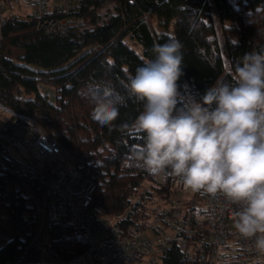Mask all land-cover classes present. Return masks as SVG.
I'll list each match as a JSON object with an SVG mask.
<instances>
[{
	"label": "trees",
	"instance_id": "trees-1",
	"mask_svg": "<svg viewBox=\"0 0 264 264\" xmlns=\"http://www.w3.org/2000/svg\"><path fill=\"white\" fill-rule=\"evenodd\" d=\"M77 15L89 28L45 35L30 16L5 26L0 109L18 120L28 144L41 133L57 139L74 155L77 170L95 182L93 207L114 219L119 231L138 233L158 219L164 203L182 197L173 178L154 177L129 159L143 145V137L130 131L143 104L127 92L128 77L154 58L155 44L174 39L183 55L179 92L187 86L203 95L217 81L234 83L244 54L264 53V0H82ZM13 48L23 53L14 59ZM103 87L124 97L111 126L91 117V93ZM5 143L0 135V264L15 260L31 243L38 224L35 198L41 200L45 189L40 180L27 189ZM188 212L199 213L193 207ZM48 235L63 259L86 250L68 216L50 226ZM194 240L192 250L173 245L164 251V264H198L207 247L203 235ZM38 250L33 245L28 256Z\"/></svg>",
	"mask_w": 264,
	"mask_h": 264
},
{
	"label": "clouds",
	"instance_id": "clouds-1",
	"mask_svg": "<svg viewBox=\"0 0 264 264\" xmlns=\"http://www.w3.org/2000/svg\"><path fill=\"white\" fill-rule=\"evenodd\" d=\"M181 48L174 39L155 44L154 58L128 77L127 92L143 104L130 128L143 145L129 159L154 177L239 205L235 229L264 253V53H245L234 83L217 81L196 99L178 91ZM91 98L92 119L111 126L124 97L103 87Z\"/></svg>",
	"mask_w": 264,
	"mask_h": 264
},
{
	"label": "built area",
	"instance_id": "built-area-1",
	"mask_svg": "<svg viewBox=\"0 0 264 264\" xmlns=\"http://www.w3.org/2000/svg\"><path fill=\"white\" fill-rule=\"evenodd\" d=\"M82 0H0V38L5 26L30 16L38 32L45 35L63 33L89 25L77 15ZM114 10V7H111ZM105 13V12H104ZM182 95L200 99L202 93L187 86ZM18 122L13 118V124ZM28 159L17 163V172L26 179L23 184L40 180L45 184L38 224L27 249L15 260L4 264H164L162 254L173 245L185 251L195 246L194 238L203 235L207 250L198 256V264H252L263 258L255 248V237L245 238L234 224L240 206L224 196L186 190L174 179L182 199L164 207L158 219L144 231L126 234L118 230L116 221L93 207L95 182L75 167V157L48 133H41L33 142ZM188 207L199 211L189 215ZM68 216L75 224L86 250L70 259H63L51 242L48 230ZM38 245V255L27 251Z\"/></svg>",
	"mask_w": 264,
	"mask_h": 264
},
{
	"label": "rangeland",
	"instance_id": "rangeland-1",
	"mask_svg": "<svg viewBox=\"0 0 264 264\" xmlns=\"http://www.w3.org/2000/svg\"><path fill=\"white\" fill-rule=\"evenodd\" d=\"M127 40L131 45H133V47H135L137 50H140V47L134 44L132 40H130L129 38ZM22 53H23L22 49L13 48L12 58L15 59L18 54H22ZM2 117L5 119H10L11 115L3 112L0 109V119H2ZM0 135L5 139L6 141L5 144L6 146L7 145L9 146V150L11 154L13 155V157L19 162H24L28 159L29 150L34 151L33 143L29 142L30 144H28L27 142L24 141L23 138H21L20 123L17 122L16 124H13V119L8 120L5 123L2 120H0ZM178 193L180 192L178 191ZM35 201L37 204L36 205L37 214L39 217V211L43 204V197L41 200H39V198L37 197L35 198ZM169 204L170 202L164 203L163 207H166Z\"/></svg>",
	"mask_w": 264,
	"mask_h": 264
},
{
	"label": "crops",
	"instance_id": "crops-1",
	"mask_svg": "<svg viewBox=\"0 0 264 264\" xmlns=\"http://www.w3.org/2000/svg\"><path fill=\"white\" fill-rule=\"evenodd\" d=\"M11 119H13V116H11L10 119H5L2 117V119H0V120H2L5 123L6 121L11 120Z\"/></svg>",
	"mask_w": 264,
	"mask_h": 264
}]
</instances>
